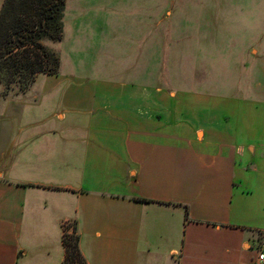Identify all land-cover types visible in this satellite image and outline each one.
Here are the masks:
<instances>
[{"label":"crops","instance_id":"1","mask_svg":"<svg viewBox=\"0 0 264 264\" xmlns=\"http://www.w3.org/2000/svg\"><path fill=\"white\" fill-rule=\"evenodd\" d=\"M260 52L234 69H264ZM32 86L0 89V264H63L69 223L87 264H257L264 129L252 98L236 103L238 132L179 133L155 98H63L46 112L34 95L42 109L26 120Z\"/></svg>","mask_w":264,"mask_h":264},{"label":"rangeland","instance_id":"2","mask_svg":"<svg viewBox=\"0 0 264 264\" xmlns=\"http://www.w3.org/2000/svg\"><path fill=\"white\" fill-rule=\"evenodd\" d=\"M63 24V40L45 42L60 56V76L37 77L26 120L40 114V101L48 112L63 98H155L166 101L153 108L177 115L179 133L190 122L230 135L241 130L235 106L245 97L264 129V69H234L256 48L264 56V0H66ZM66 229L73 235V224Z\"/></svg>","mask_w":264,"mask_h":264},{"label":"trees","instance_id":"3","mask_svg":"<svg viewBox=\"0 0 264 264\" xmlns=\"http://www.w3.org/2000/svg\"><path fill=\"white\" fill-rule=\"evenodd\" d=\"M65 7L66 0L4 1L0 10V84L4 96L13 89L27 92L39 75H60V56L45 42L63 40ZM68 231H64L62 239L63 264H87L75 224L73 235Z\"/></svg>","mask_w":264,"mask_h":264},{"label":"built area","instance_id":"4","mask_svg":"<svg viewBox=\"0 0 264 264\" xmlns=\"http://www.w3.org/2000/svg\"><path fill=\"white\" fill-rule=\"evenodd\" d=\"M257 264H264V241L257 247Z\"/></svg>","mask_w":264,"mask_h":264}]
</instances>
